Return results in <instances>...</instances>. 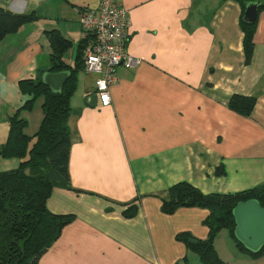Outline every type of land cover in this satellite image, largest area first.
<instances>
[{"label": "crops", "instance_id": "crops-1", "mask_svg": "<svg viewBox=\"0 0 264 264\" xmlns=\"http://www.w3.org/2000/svg\"><path fill=\"white\" fill-rule=\"evenodd\" d=\"M98 2L0 0L3 9L34 15L0 41V143L24 99L17 81L49 65L46 31L70 41L64 59L73 65L86 34L80 11ZM117 3L128 11L125 49L139 62L116 68L107 106L95 92L96 75L77 73L68 119L71 188L55 185L46 200L50 212L74 217L37 264H202L176 234L207 238L209 210L164 213L162 198L179 181L204 194L264 185V9L246 63L237 0ZM233 94L255 98L248 115L228 105ZM18 164L0 157V171ZM132 202L137 211L125 217ZM214 246L226 264H264V255L240 252L224 228Z\"/></svg>", "mask_w": 264, "mask_h": 264}, {"label": "trees", "instance_id": "trees-1", "mask_svg": "<svg viewBox=\"0 0 264 264\" xmlns=\"http://www.w3.org/2000/svg\"><path fill=\"white\" fill-rule=\"evenodd\" d=\"M241 5L240 26L244 33L245 62L253 53V35L256 19L243 21L246 4L259 2L258 12L264 9V0H237ZM86 8V7H84ZM34 19L32 13H14L0 7V41L23 24ZM50 45L49 65L39 69L35 76L20 78L17 86L24 96L23 102L8 117V131L0 143L1 158H17L16 168L0 171V264H37L41 255L59 237L62 228L74 217L73 214H56L46 207V200L55 185L70 189L68 175L69 149L71 145L68 119L71 114L70 98L77 87V73L83 68L84 50L92 41L90 34L81 40L73 65L67 63L64 54L70 47L68 39L57 29L46 31ZM46 71H68L69 76L60 91H52L42 81ZM37 98H42V118L35 133L24 130L27 120L22 111L31 110ZM255 103L253 96L233 94L228 105L248 115ZM255 199L264 207V185L233 193L212 192L204 194L187 181L172 184L162 198L161 210L172 213L181 206H200L209 210L204 222L209 231L205 239L179 232L176 238L195 253L202 264H226L218 255L214 239L221 229H226L239 251L254 260L264 255V246L251 252L234 235L235 220L232 209L239 201ZM137 204L132 202L122 212L133 217Z\"/></svg>", "mask_w": 264, "mask_h": 264}, {"label": "built area", "instance_id": "built-area-1", "mask_svg": "<svg viewBox=\"0 0 264 264\" xmlns=\"http://www.w3.org/2000/svg\"><path fill=\"white\" fill-rule=\"evenodd\" d=\"M79 23L92 41L84 50L83 69L96 75L95 92L102 106L110 104V87L119 65L134 66L138 59L127 53L128 11L117 0H99L95 9L83 8Z\"/></svg>", "mask_w": 264, "mask_h": 264}, {"label": "water", "instance_id": "water-1", "mask_svg": "<svg viewBox=\"0 0 264 264\" xmlns=\"http://www.w3.org/2000/svg\"><path fill=\"white\" fill-rule=\"evenodd\" d=\"M259 2L246 4L243 21L252 23L258 14ZM69 76L68 71H46L42 75L43 83L52 91H60ZM235 220L234 235L244 248L251 252L264 246V207L255 199L239 201L232 209Z\"/></svg>", "mask_w": 264, "mask_h": 264}, {"label": "rangeland", "instance_id": "rangeland-1", "mask_svg": "<svg viewBox=\"0 0 264 264\" xmlns=\"http://www.w3.org/2000/svg\"><path fill=\"white\" fill-rule=\"evenodd\" d=\"M69 50L67 51V53L69 54ZM66 53V54H67ZM82 73L80 72L79 75H81ZM41 102H42V98H37L34 102L33 107L31 108V110H26L24 113V116L27 118L28 120V125L25 128V132L28 135H32L33 133H35L38 124L36 126V123L40 117V113L42 114V110H41ZM42 116V115H41ZM243 252V251H240ZM240 252L238 251V254H240ZM243 254H246L243 252Z\"/></svg>", "mask_w": 264, "mask_h": 264}]
</instances>
